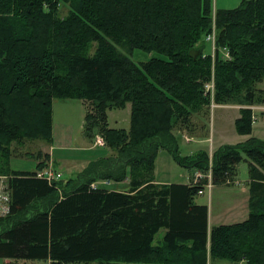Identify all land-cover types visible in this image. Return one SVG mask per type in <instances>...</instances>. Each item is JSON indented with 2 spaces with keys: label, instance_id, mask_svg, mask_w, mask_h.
<instances>
[{
  "label": "trees",
  "instance_id": "1",
  "mask_svg": "<svg viewBox=\"0 0 264 264\" xmlns=\"http://www.w3.org/2000/svg\"><path fill=\"white\" fill-rule=\"evenodd\" d=\"M213 27L214 59L204 39ZM225 46L231 59L219 51ZM134 49L151 55L137 62ZM213 73L217 103L242 92L249 104L264 101L255 89L264 79V0L235 8L213 0H0V175L11 192L0 256L14 261L3 264H264V138L221 145L211 165L203 149L178 152L174 130L210 102L204 84ZM56 98L84 101V133L91 142L102 133L107 150L50 182L37 175L45 160L15 170L9 158L13 142H52ZM127 104L129 128L112 126L108 112ZM240 112L237 130L251 134V110ZM161 148L181 166L211 167L214 184L247 161L249 216L209 227L208 205L195 200L203 185L156 181ZM98 180L128 182L93 187Z\"/></svg>",
  "mask_w": 264,
  "mask_h": 264
},
{
  "label": "rangeland",
  "instance_id": "2",
  "mask_svg": "<svg viewBox=\"0 0 264 264\" xmlns=\"http://www.w3.org/2000/svg\"><path fill=\"white\" fill-rule=\"evenodd\" d=\"M60 10L62 17L66 16L69 11L68 8L63 5V3L60 5ZM206 44L207 53H210L211 45L208 42H206ZM95 47L96 43H93L92 48L90 49V53L95 50ZM150 55V53L140 49H134L131 53L132 58L137 62L148 60ZM213 78L214 73L212 74L211 79ZM255 85H257V88L255 89L258 92H263L264 81ZM246 95V92H242L237 97L225 101L224 103H217L215 98L213 103L212 98L208 95L210 102L207 105L203 106V110L201 109L202 111L199 110L197 112H194L190 118L191 121L189 123H193V119L196 121V123L193 125L195 127V132L189 133V131L187 130L188 133H185L184 131L179 133L177 132L179 125L175 128L174 132L177 133L176 139L178 143V152L181 155L189 154V150L192 147L196 150L203 149L208 152V150L205 148L209 147V141L200 143L192 141L191 143H188L184 140H192L191 136H196L198 139H200L202 138V136H205L206 138L207 136L211 135L212 138L215 140L214 144L216 145L220 144L217 143L219 138H224L223 140H227L226 142H232L236 144L235 142L237 141L235 140L239 138L238 136L240 133L238 132L235 124V117L238 114V109L234 110V106H237L240 109H250L251 116L255 114V122H253V124L256 123L261 116V109L253 110L247 107L249 103H247ZM53 107L54 120L52 142H49L46 139L42 138L25 139L21 143L13 142V150L11 158H9V165L12 169L34 170L36 164L39 161L45 160V167L38 171H42L43 175L48 174V176H54L55 178L53 180H56L58 178L61 179L63 175L67 177L66 175H68L72 171H81L84 168L82 167V165L86 166L91 158L98 157L105 150H107V143L98 146L99 144H96L95 142V139H97V135H101L102 133L97 132L94 135L95 139L94 137L92 138L93 142H91L87 138V135L84 133V118L87 107L84 102L81 101V99L56 98L53 103ZM130 113V104H127L125 108L118 107L110 110L108 112L111 122L110 124L114 127L129 128ZM260 121L261 119L258 120L257 125L260 124ZM253 135L258 138H264V130L256 128L255 133ZM187 137L189 139H187ZM89 145H92V147L95 146L97 147V149H91ZM40 153L42 154V158L37 159ZM158 154L159 155L157 156L158 158H156L155 160L154 168L156 181L159 179L171 182H188L189 184L203 185L204 192L197 195L195 199L196 202H204L208 204L210 211L212 213L218 211L220 216L221 213L226 210L225 205H229L235 201V194H233L232 191L241 189L242 186L246 185V181L249 178L248 162L244 160L238 164L236 174L233 178L228 177L224 183L213 184L212 187L209 188L207 184L210 183V179L213 180V172L210 171V169L181 166L174 159L173 155L165 148H161ZM213 154L211 155L209 153L210 162L212 161ZM3 162L4 161L0 157V163ZM8 179L9 176L0 175V183H3L2 186L5 191L9 192L11 199V192L9 190ZM104 181H108V183H104ZM122 183L127 184L126 182ZM122 183H118L113 180H98L96 182H93L92 186L101 185L104 187L107 186L109 188H123L125 185H122ZM163 234L164 231L162 229L156 236L155 243H157L158 240L162 238ZM10 261L13 260L0 256V264ZM243 262L246 264L244 260L240 261L239 263L219 261L215 264H244ZM35 263L51 264V261L38 260ZM17 264H31V262L19 261L17 262ZM206 264L214 263L208 260Z\"/></svg>",
  "mask_w": 264,
  "mask_h": 264
},
{
  "label": "crops",
  "instance_id": "3",
  "mask_svg": "<svg viewBox=\"0 0 264 264\" xmlns=\"http://www.w3.org/2000/svg\"><path fill=\"white\" fill-rule=\"evenodd\" d=\"M242 1L243 0H214V5L216 6V8H235V7H238L242 3ZM263 81H264V79L261 82H263ZM258 83H260V82H258ZM261 90H263V89H261ZM54 101H55V99H54ZM54 101H53V103H54ZM81 101H83V100H81ZM234 107H235L234 110L238 109V114L235 117V120H236L237 118L240 117L241 112H240V108H238L237 106H234ZM53 109H54V107H53ZM53 114H54V112H53ZM259 119H261V121H260V124L257 125V122ZM259 119L257 120L256 123L253 124L252 133L251 134H239V136L237 135L239 138L237 140H235V141H237L235 143L243 142V141L247 140L248 138H250L251 136H254L253 134L255 133L256 128L264 130V113L261 114ZM195 123H196V121L193 119V123H189L187 125H185V124L182 125L181 128L177 129V132L180 133V132L184 131L186 133L188 130L189 133H194L195 127L193 125ZM174 134L177 135V133H175V132H174ZM191 137H192V140H186V139H184V140L188 143H191L192 141L197 142V143L209 141L210 142L209 147L208 148L204 147V148L207 149L211 155L223 144H228V143L234 144L232 142H226L227 140H223L224 138L223 139L219 138L217 143H220V144L216 145V144H214L215 140L212 138L211 135L207 136L206 138H205V136H202V138H200V139H198L196 136H191ZM198 145H200V144H198ZM89 147H91V149H95V150L97 149V147H95V146L92 147V145H89ZM195 151H196V149L192 147L189 150V154H186V155H190V154L194 153ZM93 158H95V157H93ZM82 167H84V166L82 165ZM17 170H26V169H17ZM127 182H128V180H126V183ZM157 182H160V183L161 182H169V183H171V181L159 180V179L157 180ZM122 185H125V183H122ZM249 188H250V176L246 181V185L242 186V188L239 190H233L232 191V193L235 194V197H234L235 201L229 205H225L226 210L221 213V216H220L218 211L212 213L210 211L209 205L207 204L208 205V224H209V227H212V225H214V224L215 225L232 224V223H236V222H240V221L245 220L249 216V201H250ZM198 203L206 204L204 202H198ZM213 222H215V223H213Z\"/></svg>",
  "mask_w": 264,
  "mask_h": 264
},
{
  "label": "built area",
  "instance_id": "4",
  "mask_svg": "<svg viewBox=\"0 0 264 264\" xmlns=\"http://www.w3.org/2000/svg\"><path fill=\"white\" fill-rule=\"evenodd\" d=\"M206 41L211 43L212 45V55L213 57H215L216 55V52L218 50L217 48V45H216V31H215V27H213V30L212 32L208 33L205 37ZM219 51L222 55V57L224 59H231V53H230V50H229V47H221L219 48ZM204 92L205 94L209 95L211 98H212V101L214 103V97H215V80L214 78L209 80L207 83H205L204 85ZM248 108H251L253 110L255 109H261V112H264V102L262 103H252V104H249L247 106ZM252 120L255 121V114H253L252 116ZM187 139H189L187 137ZM95 142L96 144H99V145H103L105 144V140L104 138L101 136V135H97V139H95ZM210 171L211 168H210ZM37 175L39 177H45L46 179H48L50 182L53 181V179L55 178L54 176H48V174H45L43 175L42 171H39L37 173ZM61 175V174H60ZM59 175V176H60ZM212 180L210 179V183L207 184V186L209 188H211V185H212ZM104 183H108V181H104ZM2 182L0 183V216H5V214H8L10 212V195H9V192L8 191H5V189L3 188L2 186ZM2 186V187H1ZM98 185H94L93 187H97ZM202 192V191H200Z\"/></svg>",
  "mask_w": 264,
  "mask_h": 264
}]
</instances>
